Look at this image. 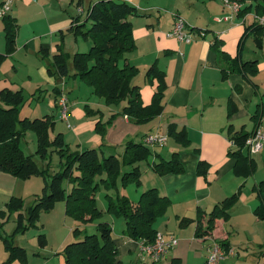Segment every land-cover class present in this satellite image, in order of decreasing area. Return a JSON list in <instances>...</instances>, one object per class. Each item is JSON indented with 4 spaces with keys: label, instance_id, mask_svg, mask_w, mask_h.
Returning a JSON list of instances; mask_svg holds the SVG:
<instances>
[{
    "label": "crops",
    "instance_id": "obj_1",
    "mask_svg": "<svg viewBox=\"0 0 264 264\" xmlns=\"http://www.w3.org/2000/svg\"><path fill=\"white\" fill-rule=\"evenodd\" d=\"M95 1L83 0L80 5H77L78 0L14 1L8 14L15 19L17 24L15 50L0 66V69L4 66L10 69L0 74V89H21L24 92L19 81L21 79L18 77V72L22 67L26 73L25 78L35 86L34 89L39 90L44 76H48L47 65L51 62L52 55L59 52V48L69 56L76 52L87 51L91 44L89 46L88 41L83 39L80 44V37H75L68 29L72 25L73 18L79 15L77 8L81 7L84 10L87 5ZM126 1L134 6L137 5L136 8L139 6L138 14L129 17L132 23L135 49L125 54V62L138 69L132 83L139 86L143 105L151 102L157 86L155 78L146 76L148 68L155 65L165 74L166 89L162 99L163 109L158 116L146 125H141L133 123L125 115L118 114L106 126L102 139L95 131L96 123L99 120L106 122V119L118 112L120 107L104 104L106 110L98 109L100 116H87L80 102L76 101L77 97H67L63 89L67 84L66 79L72 76V71L69 76L59 81L48 76V78H53V87H58L60 91L57 98L54 94L53 106L58 110L60 120L65 127L71 129L70 132H73L75 138L80 139L78 141L81 145L79 151L101 146V155L114 154L121 157L127 141L132 140L145 144L144 138L148 134L165 133L167 135L169 124H174L178 130L185 129L187 132L190 141L188 146L172 141L173 144L168 149H164L165 151L158 150V146H154L153 150L154 160L158 157L169 159L172 152H178L185 168L183 173L159 176L153 171L150 173L146 170L147 179L144 181L143 174H141V184L145 182L149 188L155 187L161 195L170 199L167 211L156 220L155 228L157 231L173 233L178 237V243L162 259L153 262L148 256L141 255L139 241L132 240L123 234L124 219L120 221L115 219L117 216L109 217L106 221L112 224V229L115 225L122 227L120 236L115 238L113 235L118 249L117 258L123 264H207L206 258L213 244L222 242L228 245L229 252L218 264H264V219H259L254 214V209L261 204L262 200L255 186L259 182H264V176L257 173L259 166L264 167V151L249 155L254 159L256 168L246 177L234 173L235 160L227 154L228 151L235 149L228 139V126L231 125L234 131L243 129L244 132H251L257 124L252 119L253 115L257 109L260 111L262 106L264 107L263 92L261 96H250L249 93V85H253L251 82L258 89L260 81L264 79V62L261 61L260 56L254 55L255 53L248 48L241 49L239 46L244 27H249L253 23V16L249 24H246L244 18L240 19L241 15L233 16L227 22H216L214 17L226 11L221 0H167V6L156 0L146 4L142 0ZM252 3L253 0H241L242 9ZM162 7H167L165 9L169 11L160 13ZM179 15L190 27L203 29L205 35L189 43L166 36L174 24L175 16ZM80 20H83V17ZM1 27L0 21V35H2ZM253 37L258 39L254 33ZM214 38L220 42L217 44V49L225 52L229 57H237L239 62L257 60L258 73L255 77L248 81L238 73H228L227 78L223 79L222 69H229V64L219 55L218 50L211 47ZM260 38L262 41V35ZM40 50L47 51L48 55L42 57L41 52H38ZM28 53L33 56L31 61L33 73L29 69L30 65L25 64L24 55ZM17 55L21 57L17 58ZM70 60L69 57L71 67ZM61 94L68 100L69 126L61 118L58 105V98ZM42 95L44 93H39L36 100L41 99ZM87 99L83 98L81 101L86 103ZM100 100L96 101L100 103ZM229 100H232L236 109L230 117H227ZM44 115L53 116L52 113ZM26 118L29 117L26 116ZM258 125L264 130V117ZM55 133L66 134V131L58 129ZM170 139L167 136L163 147ZM102 142L103 145H101ZM198 160L204 161L209 166L205 176L198 175L196 172ZM31 178L24 180L25 185H21V190H19L21 181L10 174L0 172V210H5V204L13 196L21 197L24 201L30 197L32 201L34 200L33 197L37 193H26V191L29 187L35 189L36 185L41 186L42 182ZM238 190H240L239 198L230 209L229 219H216L213 229L206 235H196L197 224L194 221L186 226L179 225L181 218L195 219L200 215L204 229L208 213L214 205ZM1 244L0 264L7 257V252ZM45 257L46 255L43 257L42 264H50L49 258Z\"/></svg>",
    "mask_w": 264,
    "mask_h": 264
},
{
    "label": "trees",
    "instance_id": "obj_2",
    "mask_svg": "<svg viewBox=\"0 0 264 264\" xmlns=\"http://www.w3.org/2000/svg\"><path fill=\"white\" fill-rule=\"evenodd\" d=\"M241 2V0H238ZM83 0H78L77 5ZM254 14L264 15V0H253ZM251 5L241 8L237 16H243ZM73 18L69 31L76 36H82L89 40L91 46L87 51L76 52L69 56L59 48V52L52 55V60L47 65L49 75L56 81L70 75L68 58L71 60L72 76L86 82L94 95L104 100L106 105H119L124 103L118 113L112 114L105 123L100 120L95 125V131L102 139L114 117L118 114L125 115L135 124H144L158 116L163 109L162 99L166 89L165 74L155 65L146 71V76L155 78V88L151 102L143 105L141 102L139 86L132 83L137 75L138 69L125 62V54L135 49V41L132 34V23L130 16L137 15L136 6L126 0H96L87 5L82 13ZM84 15V16H83ZM83 17V20H80ZM5 38V50L0 52V65L15 49L16 21L9 14L2 17ZM253 31L255 36L261 40L260 35L264 33V27L255 21L247 27L246 32ZM241 37L239 43L244 37ZM219 40L214 38L211 47L217 49ZM42 57L48 55L47 51L40 50ZM219 55L225 58L229 69H222V78L226 79L228 73H238L245 80L250 81L249 76L258 72L257 60L241 61L231 58L225 52L218 50ZM252 83V82H251ZM55 98L60 93L58 87H54ZM240 90V87H238ZM25 101L21 89H0V172L10 174L23 180L34 176L43 178L44 186L42 194L35 195L32 204L24 209V200L21 197H10L6 203V210H0L3 217L10 213H17L16 229L24 230L33 225L39 213L49 210L57 200H63L66 215L72 216L79 225L99 220L103 210L97 206V192L105 189V200L107 207L105 212L122 217L125 221L123 234L132 240L139 242H151L154 240L157 229L155 222L163 216L170 205V199L161 195L155 188H148L141 192L139 199L132 201L128 196L119 193V187L133 183L135 186L141 184L140 162L147 161L151 170L159 175L169 173L180 174L185 168L179 158L178 152H172L169 159L158 157L149 162V157L154 152L149 146L142 142L129 140L125 143L124 152L121 157L110 154L103 156L99 148H87L84 150L71 151L64 142L62 133L52 135L55 122L52 115H43L36 118H20L19 107ZM236 106L229 100L228 114L235 111ZM264 117V107L256 110L252 119L256 121L255 128ZM254 128V129H255ZM27 131L35 133V154L41 159V164L34 158V154H25L20 146V140ZM249 133L242 130L234 131L228 126V139L233 143L235 149L228 151V155L235 160L234 173L239 176H249L255 171L256 163L244 148ZM167 136L174 142L189 145V138L185 129L178 130L174 124L167 127ZM104 143L102 142L101 145ZM55 153L59 157V170L50 172L51 155ZM46 161V162H45ZM129 167L123 170V167ZM209 166L204 161L198 160L196 172L205 176ZM64 182L69 188L64 187ZM67 190V191H66ZM114 190L115 194L109 191ZM255 190L262 196L261 204L254 209V214L259 219H264V182H259ZM240 190L214 205L208 213L205 228H202L201 218H181L180 226H186L196 222V235L203 236L213 229L214 221L218 218L228 220L230 209L237 202ZM24 209V211H23ZM96 233H87L85 228L76 226L72 233L78 240L67 243L62 251L63 264H123L117 258L118 249L113 237L111 224L100 221L96 224ZM11 235H2L6 259L1 264H10L14 260L26 263V250L14 244L9 238ZM40 247L46 245L45 235L37 237ZM224 250L228 245L220 242Z\"/></svg>",
    "mask_w": 264,
    "mask_h": 264
},
{
    "label": "rangeland",
    "instance_id": "obj_3",
    "mask_svg": "<svg viewBox=\"0 0 264 264\" xmlns=\"http://www.w3.org/2000/svg\"><path fill=\"white\" fill-rule=\"evenodd\" d=\"M135 1L138 2L140 0H135ZM142 1L144 4H146L148 2H151L152 0H142ZM156 1L161 2V4H163L164 6H167L166 4L168 3L167 0H156ZM135 6L137 7V5H135ZM138 8H139V6H138ZM162 8L163 9H160V13L164 12V11H169V9H165L167 7H162ZM138 12H139V10H138ZM225 14H226V11L223 12V14H221V15L215 16L214 20L216 22H218V20L221 19ZM252 16L254 18V3L251 4V9L247 10V12L242 17H240V19L242 20L244 18L246 20V24H249V23H251L250 21H251ZM176 18H183V17L181 15H179L178 17L175 16V19ZM0 21L2 23V27H1L2 35H0V37H1L0 38V40H1V45H0L1 49L0 50H2V51H0V52H4V50H5V46H4L5 45V38H4L2 18H0ZM247 27L248 26L244 27L245 30L243 31V33L246 32ZM190 28L195 32V33H193L194 40L201 37L198 34V32H200V31H203L204 35H205V31L203 29H197L195 27H190ZM247 32H248L247 35H245V37H243V40L239 43L240 48L241 49L248 48L251 52L255 53L254 55H256L257 57L260 56V58L262 59L261 61L264 62V57H263V55H264V33L262 34V41L259 40V41L263 42V44L259 47L256 43V39L253 37V32L250 30ZM79 37H80L79 43L81 44V42H82L81 39H83V37L82 36H79ZM86 41H88L87 42L88 45L91 44L89 40H86ZM38 52L40 53V51H38ZM29 54L30 53H28V55H24V58L26 59L25 64L30 65L29 69L33 73L34 69L31 67L32 66L31 61L33 59V56L31 54L30 55ZM7 57L4 60H6ZM20 57H21L20 55H17V58H20ZM70 69L72 71L71 67H70ZM9 70L10 69L7 66H4V68L0 69V74H3ZM46 71H47V69H46ZM25 74H26L25 70L21 67V69L18 72V77L21 79L19 81L22 84V87L24 89L23 93L25 94L24 95L25 101L19 107V113H18L19 117L23 118V117L28 116L29 119H32V118H36V117H41L47 113L48 114L52 113L53 114V120L55 122V125H54L55 129H53L54 133L51 132L52 135L55 134V131H57L58 129L65 130L67 135L64 133V134H62V136H63L64 142L68 145L70 150L75 151V150L81 149V145H79V143H78V141H80V139L78 137L75 138L73 135V132H70L71 129H67L65 127V125L60 120L58 110L55 109L53 106L54 105L53 97L55 94L54 93V87H53V78L54 77L48 78V76H50V77H52V76L49 75V73L47 71L48 76L47 77L44 76L43 81H42L43 83L39 89L41 91H39L37 89H34L35 86L30 84L29 80L27 78H25ZM252 77H255V75L249 76V79H251ZM66 81H67L66 87L65 88L63 87V89L65 90V94L67 95V97L69 96V98L77 97L76 101L80 102V106L83 108V110H85V113L87 114V116H97L98 117V115L100 116V112L98 111V109L106 110V108L104 107L105 106L104 100L102 98L100 100V98L97 95H94L92 92V88L86 82L79 79L78 77H73V76H70L69 78H67ZM260 83L261 84H259L258 89L255 87L256 85L253 82L251 84H253L252 86H254V88L251 85H249L250 96H253V95L261 96L262 92L264 93V79L261 80ZM69 84H71L70 87H69ZM68 89H70V90H68ZM256 91H257V93H256ZM39 93H44V95H42L40 97L41 99L36 100L37 95H39ZM34 94H35V96H34ZM31 97H34V98H31ZM83 98H85V99L88 98L86 103L81 101ZM263 99H264V96H263ZM96 100H98V101L100 100L101 102L98 103ZM123 104L124 103H121L119 105H111V106H113V107L118 106L121 109ZM118 112H116V113H118ZM106 120L108 121L109 119H106ZM103 123H105V122H103ZM141 125H143V124H141ZM144 125H146V123H144ZM156 134L166 135L165 133H162V134L156 133ZM172 141L173 140L170 139L165 147H163V145H158V150L163 149V151H165L164 149H168L169 146H171L173 144ZM20 146H21V148L25 154H34V158L37 160V162L39 164H41V159L35 154L36 137H35L34 132L27 131L25 136L20 140ZM154 148H155L154 146H150V149L152 151L154 150ZM262 151H264V150H262ZM118 153H120V152H118ZM256 157L257 156L255 155V158ZM154 158L155 157L153 155L150 156L148 159L149 162L153 161ZM146 162L147 161L140 162L141 173L143 174V181H144V179L145 180L147 179L145 177L146 170L149 171L150 173L152 171ZM128 169H129L128 166L123 167V170H128ZM58 170H59V157L55 153H53L51 155V159H50V172L54 173ZM257 173L261 176L262 175L264 176V167L259 166ZM17 179H18V181H21L20 185H19V190H21V185H25L24 180L21 178H17ZM31 179H38L36 181H41L42 185L41 186L36 185V187H34L35 189H33V187H29V189L26 191V193H29V192L30 193H37V195L42 194V190H43V186H44L43 178L40 176H34ZM141 180H142V178H141ZM27 183H30V182H27ZM31 183L33 184L35 182H31ZM63 184H64L65 188H69V185L66 182H64ZM145 188L146 189L149 188V185L148 184L146 185L145 182L140 184L138 187L135 186V184H133V183H129V184H126L125 186H120L119 187V193L128 196L132 201H136L139 199L141 192ZM109 192L111 194H115L114 190H110ZM105 193H107V191L105 189H100L97 192V206L101 210H102V208L106 209V207H107V203L105 202L106 200L104 197ZM33 198H35V197H33ZM31 204H32V199L30 197L24 201V209ZM24 209H23V211H24ZM105 209L103 210V214L99 220H95L93 222L87 223L86 225H81V224L79 225V223L72 216L66 215L64 201L63 200H57L49 210H47V211L44 210V211H41L39 213V215L37 216V218L35 220V226L31 225V226L25 228L23 231L19 230V231L15 232L17 213H10L9 215L7 213V215L4 217L2 215H0V232L2 235H11L12 234L13 236H9V238L14 242V244L21 246L26 250L27 261H26V263H23V264H42L44 255H46L47 259L49 258L48 262L50 264H63L64 263V257H63L62 251L64 249V246L67 243L78 240L82 236L81 235V236L75 237L73 235L72 230L76 226H80V228H85L87 233H96L97 232L96 224L98 222L106 221V220H108L109 217H111V218L116 217L115 215L113 216V214L105 213ZM5 210H6V204H5ZM115 219H119L121 221V219H123V218L119 216ZM121 228L122 227H118L117 225H115V228L112 229V232H113V235L115 238H117V236L121 235V231H120ZM39 234L45 235L46 245L44 247H40L38 244L37 237ZM177 239H178V237H177ZM0 241L2 243L1 238H0ZM2 245L3 244H1V246ZM38 252H40V254H37ZM10 264H22V263L17 261V260H14Z\"/></svg>",
    "mask_w": 264,
    "mask_h": 264
},
{
    "label": "built area",
    "instance_id": "obj_4",
    "mask_svg": "<svg viewBox=\"0 0 264 264\" xmlns=\"http://www.w3.org/2000/svg\"><path fill=\"white\" fill-rule=\"evenodd\" d=\"M16 0H1L0 3V17L8 14L11 10L13 2ZM222 6L226 9V14L218 20V22L229 21L233 16H236L242 8V4L238 0H221ZM78 13H82L81 7L77 8ZM254 21L264 27V15H255ZM195 33L186 23L183 18H176L174 24L166 33V36L176 38L180 42L189 43L194 39ZM199 36H204V32H198ZM58 105L60 108L61 118L67 122L69 126V106L67 98L61 94L58 98ZM167 141L166 135H159L156 133L148 134L144 138L146 145L158 146L164 145ZM244 148L249 155L256 154L264 150V130L258 126L246 138ZM178 243L177 237L170 232L157 231L154 240L151 242H139L141 255L148 256L153 262H158L164 255ZM229 252L225 251L219 242H215L207 255V264H218V262Z\"/></svg>",
    "mask_w": 264,
    "mask_h": 264
},
{
    "label": "water",
    "instance_id": "obj_5",
    "mask_svg": "<svg viewBox=\"0 0 264 264\" xmlns=\"http://www.w3.org/2000/svg\"><path fill=\"white\" fill-rule=\"evenodd\" d=\"M256 43L257 45L260 47L261 46V42L256 38Z\"/></svg>",
    "mask_w": 264,
    "mask_h": 264
}]
</instances>
